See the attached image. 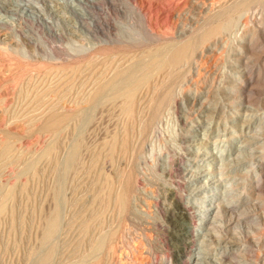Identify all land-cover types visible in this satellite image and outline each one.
I'll return each instance as SVG.
<instances>
[{"label": "rangeland", "instance_id": "obj_1", "mask_svg": "<svg viewBox=\"0 0 264 264\" xmlns=\"http://www.w3.org/2000/svg\"><path fill=\"white\" fill-rule=\"evenodd\" d=\"M130 8L141 21L128 15ZM91 16L99 27L92 26ZM228 20H236L231 35L221 31L197 41ZM122 26L136 35L130 39ZM188 41L195 49L179 68L174 88L179 100L174 94L176 105L163 109L150 133L140 134L143 106L137 104L135 119L126 115L124 106L133 101L122 97L124 88L96 93L122 70L138 71L144 61ZM237 48L236 70L242 75L240 92L232 98L240 99L238 124L254 113L264 127V0H0V151L7 146L0 154V264H197L195 252L209 229L208 264H264V131L262 151L237 171L254 169L244 190L233 195L240 202L226 207L215 225L213 213L205 217L198 233L184 229L185 223L172 224L181 214L168 191L176 190L182 204L190 202V188L218 180V165L202 166L193 159L199 151L188 154L186 148L183 158L170 156L169 175L153 160L166 121L181 131L172 112L185 104L186 123H198L196 141L209 147L207 154L220 151L232 132L226 129L216 138L210 131L220 113L206 128L203 106L220 91L222 69ZM139 73L137 79L144 72ZM164 114L169 119L161 120ZM52 115L70 116L56 133L44 129ZM243 129L237 141L250 134ZM234 156L233 150L227 158ZM195 165L199 172L214 169L212 176L191 182ZM123 168L135 169L136 178L130 208L121 216L114 199ZM186 211L192 216V209ZM108 235L111 242L101 245Z\"/></svg>", "mask_w": 264, "mask_h": 264}, {"label": "bare ground", "instance_id": "obj_2", "mask_svg": "<svg viewBox=\"0 0 264 264\" xmlns=\"http://www.w3.org/2000/svg\"><path fill=\"white\" fill-rule=\"evenodd\" d=\"M128 15L130 17L135 18L138 22L141 21L140 14H138L133 8H130ZM90 19H91L90 23L92 24V26H94V28L99 27V26H97L98 24L96 25L93 17ZM122 23H123V21H122ZM130 26H132V25H130ZM235 26H236V20H235V22H233L232 20H228L223 25H220V26H217L214 28L210 27V30H208V31L205 30L204 34H202V35L199 34L200 36L198 35L200 38L196 37V38H198L197 41L200 42L199 39H201L202 41L207 42V40H209L213 36L217 35L221 31L225 32V34L227 36H228V34L231 35L232 28H234ZM141 28L139 27V30ZM120 30H125L128 33V36L130 39H132L133 36L136 35V34L132 33L131 29L126 28V26H122V29H120ZM188 42L189 43L186 42L185 44H180V45H171L170 48H168V49L164 50L162 53H160L161 54L160 56H156V57L154 56L155 58L152 56L153 57L152 59L149 58L150 59L149 61L148 60L144 61L145 63H142L140 65V69L138 71H134L136 69L135 67H134L135 68L134 70L130 69L131 71L128 69H124L121 72L118 71L119 73L115 74L105 84H102V86L98 88V91L96 93H100L103 91L108 92L109 90H116V89H123L124 88L122 91L120 90L121 92L118 90V93L120 92L122 97H125L127 101L130 99L133 101V103L131 102L132 104H130L128 102L125 104L124 111H125L126 115L130 118L135 119L134 117L137 116V114H136L137 104H140L141 106H143L142 112H144L143 113L144 116H142V117L144 118V120H143L144 122H143L141 129H140V132H141L140 134H146L147 131H149V133H150V131H152V129L155 126V122L159 121L160 114L162 112H164L163 109L167 105L173 106L174 104L172 105V103L176 102L175 100L177 99L176 97H178L177 96L178 94L176 95L177 92H175V91L177 88H175V86L178 85V80L180 77L179 68H182L183 66H185L184 64L188 61L192 51L195 49V46H194L195 42H191V43H190V41H188ZM193 47H194V49H193ZM233 51H234V54H233L234 57H233V59L230 60L229 64L227 65L228 68L226 66L222 69V70H225V69L226 70L224 71L225 72L224 75H222L223 76L222 80L224 83L221 84L220 91L217 90L218 93L216 92L215 94L211 95V97L207 99V102H205V103H207V105L203 106V107H206V110H205L206 114L204 113L205 114V120L208 122L207 123L208 126L206 128H210L209 124H211V122L214 120V118L217 117V116H215V114L220 113V115H218L219 118H215V119H218L217 121H219L220 124L222 123V126L220 127L219 123H218L215 130L213 131V127H211L212 129L210 131V132L214 133V136L216 138L220 137L219 135L221 133H223L226 129L227 130L230 129V132H232L231 135L229 137H227L228 138L227 141L221 142V147L219 149L220 151H218V153H216L214 155L209 154V153H208L209 154L208 155L207 152H208L209 147L206 144L200 143L199 140L196 141V137L199 136V134L197 133L198 132L197 131V128H198L197 124L198 123L195 119H193V120H195L196 122H194V121L192 122L190 120L191 122L186 123V121L188 119L186 110L188 111V109L185 110L184 107L187 106V104H185V106L183 108H181L179 106L180 105L179 103L182 104V102L186 101L187 97H185V95H183V97H181V99H180L181 102H179V103L177 102L179 104L178 105L179 107H177V108H179V110H177V112H172L174 114L176 120L181 121V123H182L181 131L182 132L180 131V132L176 133L175 129H174L175 124L171 120H167L166 123L164 124L165 125L164 137L161 139V142L158 144V147L156 148V152H154L156 154L155 159H153V160H155L154 166L157 169H159L162 173H164V175L165 174L169 175V172H172L171 168H172L173 159L170 160L171 155H175V156H177V158L180 159V156L182 157L186 153L189 154L188 150H191V149H195L196 151L198 150L200 153L198 151H197L198 153L197 152L196 153L200 154V156L202 155V158H200V159L198 157L199 155H197V154H195V156L193 157V159L199 160L202 166L211 167L213 165H218L216 167V171H215V174L218 176V180H215V181L208 180L205 183H203V185H201V186L199 185V187L190 188V190H188L189 195L187 194L188 197H190V200H189L190 202L186 201V204H182V202H179L181 200L177 199V194L175 192L176 190L173 191L170 189V192L168 191V193H170V198L174 202H176V204L178 203L179 208H180L178 211L181 214L180 216H176V217L172 215L173 216L172 217V220H173L172 224L175 226V222L185 223L184 229H187L190 232L192 231L193 234L198 233L199 231H202V229L204 227V221H205L204 218L205 217H210V215L213 213L212 214L213 216L211 215L212 217H210L211 218L210 222L212 223L211 225H213V224L215 225V224L220 222V215L223 212V210L226 207L233 206L234 204H236V202H238L240 200V198H234L235 196H233V195L237 191L244 190V188L246 187L245 184L247 183V180H246L247 176H248L247 174L249 173V175L251 177L254 174V172H253L254 169L251 168L249 170V172H246V173L240 172V174H238L239 172L237 173V171L243 169L244 167H247V165L249 163L251 164L253 162V160L255 159L256 154L258 152L262 151V149L260 147L258 148V143L260 142V138H262L261 137L262 131H264L263 130L264 127L261 125L262 124L261 120H263V118L262 117L260 118L259 116L255 115L254 113H251V114H249L248 119L245 120V122L242 120L244 123L241 122L242 124H238L239 120L237 119L238 112H237L236 106H237V104L239 105L240 99L232 98V96H233V94H236V92H240L239 91V88H240L239 84H241V75L242 74L240 71L236 70V64H238V60L241 57L240 56L241 48L234 49ZM153 55H155V54H153ZM138 63L140 64V62H138ZM137 72H140V73L144 72L143 75L139 73L140 75H142L140 79L136 78ZM182 82H183V80H182ZM174 88H175V91H174ZM112 94H114V92ZM174 94L176 95V97L174 96ZM95 95L96 94H94V96ZM117 95H119V94H117ZM121 95H119V96L121 97ZM98 96H100V95H98ZM115 96H116V92H115ZM179 97H180V95H179ZM179 97H178L177 101L179 100ZM203 98L205 99V97H203ZM94 100H95V97H94ZM97 100H98V98H97ZM228 100H229V103H231L230 105H232V106H231V109L228 112V114H226V112H225L226 107L225 106H227L226 104H227ZM183 105L184 104H182V106ZM170 109H172V108H170ZM201 109L202 108L200 107V111H201ZM197 110H198V108H197ZM138 111L140 112L141 108ZM238 111H239V109H238ZM139 112H138V114H139ZM167 112H168V110H167ZM198 113H199V111H198ZM139 115H141V114H139ZM167 115L164 114V116H161L160 119L162 120V117L167 118ZM169 115H170V112H169ZM200 115H201V112H200ZM202 115H203V113H202ZM142 117L140 116V118H142ZM69 118H70V116H66V115H62V116H57V115L53 116L52 115V117H49V119L46 121V123L44 125V127H45L44 129L54 130L56 133V131L59 130L61 128V126L64 124V122L67 121V119H69ZM244 118H246V117H244ZM167 119H169V117ZM189 119H191V118H189ZM200 120L202 121L203 119H200ZM164 121H165V119H164ZM201 121L198 120V122H201ZM130 122H132V121H130ZM130 122H129V124H130ZM138 122H139V120L137 119V123ZM139 124H140V122H139ZM187 124H189L190 126ZM185 125H187L188 127H184ZM132 127H133V125H132ZM243 128L248 130L250 134H247L248 136H246V137L244 136L237 141L240 132H242V130H244ZM161 130H164V127ZM207 130L209 131V129H207ZM126 132H129V131H126ZM135 133L137 136V134H138L137 130L134 132V134ZM202 134H203V132H202ZM200 136H201V134H200ZM136 139H137V137H136ZM187 139H190V141L188 142V144H186V143L184 144V141H186ZM202 139H204V137H202ZM123 140H125V139L123 138ZM137 140H136V142H137ZM144 141H145V138H144ZM123 142L125 143V141H123ZM127 142L129 143V141H127ZM120 143H122V142H120ZM215 143L213 142V146H215ZM117 144H119V142ZM260 144L259 145L262 146V141L260 142ZM213 146L211 145V149H214ZM126 148L127 147H124V149H122V150H125ZM185 148L187 151L185 150ZM6 149H7V146L5 144L2 147L0 154L4 153L6 151ZM184 150L186 151V153L182 152ZM233 150L235 152L234 158L228 159L227 158L228 153L232 152ZM149 156H151V154H149ZM172 158H173V156H172ZM195 166H191L192 167L191 168L192 173L190 172L191 173L190 174L191 175V178H190L191 182H194L195 179H197V178L199 179L201 177H205L206 175L208 177L212 176L214 169H212L213 170L212 171L210 168H208L204 172H199L198 171L199 167L198 166L195 167ZM125 167H127V166H125ZM134 170L135 169H133V168H128L127 170L123 168V170L121 172H119L118 188H117L118 192L115 194V199H114V201L116 202V205L118 206V209H119V215H121L120 212L125 213L130 208L129 203L131 200V196L135 192L134 184H135L136 173ZM195 170H197V171L195 172ZM197 172H199V173H197ZM220 186H221V191L219 190ZM207 190H210V191L207 192ZM196 194H197V196H195ZM237 195H239V193ZM186 208L193 210L192 214H191L192 216H190L189 213L187 215ZM123 217H124V215H123ZM191 219H194V224L192 223ZM179 226H181V225H179ZM192 233H191V235H192ZM209 233H212L210 229L208 231L206 230L204 235H202V236L200 235L201 236L200 244H202V246H200L201 247L200 250L197 249L198 252H195V256L199 260L197 264H208V262H206V260L208 258L209 253L207 252V249H204L205 248L204 241H205V238L208 237L207 235ZM108 236H110V235H108ZM112 237H114L113 234H112ZM112 237L111 236L106 237L105 239H103L101 241L100 244L104 245L105 243L111 242L110 240ZM208 240H209V238H208ZM98 243L99 242H97V245H98ZM207 243H208V241H207Z\"/></svg>", "mask_w": 264, "mask_h": 264}]
</instances>
